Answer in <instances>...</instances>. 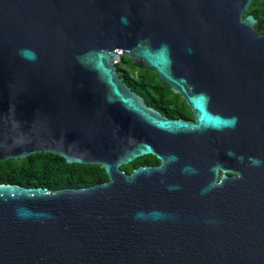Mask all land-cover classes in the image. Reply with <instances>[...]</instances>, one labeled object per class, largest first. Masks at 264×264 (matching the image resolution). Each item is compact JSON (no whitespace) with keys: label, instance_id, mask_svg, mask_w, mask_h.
I'll return each instance as SVG.
<instances>
[{"label":"water","instance_id":"1","mask_svg":"<svg viewBox=\"0 0 264 264\" xmlns=\"http://www.w3.org/2000/svg\"><path fill=\"white\" fill-rule=\"evenodd\" d=\"M252 1L0 0V162L45 152L108 177L0 183V264H264ZM122 56L155 71L194 121L147 106L120 77ZM149 154L161 164L122 169Z\"/></svg>","mask_w":264,"mask_h":264},{"label":"trees","instance_id":"2","mask_svg":"<svg viewBox=\"0 0 264 264\" xmlns=\"http://www.w3.org/2000/svg\"><path fill=\"white\" fill-rule=\"evenodd\" d=\"M252 14L256 19L255 27L264 33V0H253L245 15ZM124 64V66H123ZM122 80L146 103L154 108L165 107L171 110L170 103L164 105L171 93L168 85L143 63L135 64L128 57L122 56L116 63ZM179 117L180 113H169ZM142 162H132L122 166L130 173ZM145 163H148L147 161ZM108 177L100 165L69 164L59 155L39 152L23 159H8L0 162V183L20 184L25 187H42L52 190L62 188L88 187L107 181Z\"/></svg>","mask_w":264,"mask_h":264},{"label":"flooded vegetation","instance_id":"3","mask_svg":"<svg viewBox=\"0 0 264 264\" xmlns=\"http://www.w3.org/2000/svg\"><path fill=\"white\" fill-rule=\"evenodd\" d=\"M247 88H249V87H247ZM169 89H170V87H169ZM167 96H168L167 97L168 99L163 100V104L166 105V104L170 103L171 110L170 109L167 110L165 107H162L160 109H157V108H154V107L153 108L156 109L157 111H159L163 116H165L167 118H170V119H183V120H186V121H194V115H193L192 110L186 104V101L182 98V96L180 94H177V93L171 91V93L170 92L167 93ZM245 96H246L247 104H250V103L254 104L255 102H260L258 100L257 93H255L253 91H248L247 93H245ZM144 102L146 103L145 100H144ZM262 104H264V103H262ZM146 105L149 106V107H152V106L148 105L147 103H146ZM254 109L256 111H263L264 112V110H259L260 108H254ZM166 112H169V113L173 112L174 114L175 113H180L181 116H179V117H171ZM257 142H259V141H257ZM259 143H262L261 144L262 146L260 144H258L255 147L256 151L253 154L252 159L256 158V159H258V160H260L261 162L264 163V157L262 155V152L259 153V150L262 149V147L264 148V141H260ZM243 160L245 162H249V161H247L246 158H243ZM137 161L142 162L137 167H139V166H150V167H152V166H159L161 164V161L153 154H149V155H145L143 157H140V158L136 159L134 162H137ZM146 161L148 163H145ZM227 167H229V166H227ZM221 174H222V171H221V169H219V176ZM226 175L227 176H232L233 175L232 170L231 171H226Z\"/></svg>","mask_w":264,"mask_h":264},{"label":"clouds","instance_id":"4","mask_svg":"<svg viewBox=\"0 0 264 264\" xmlns=\"http://www.w3.org/2000/svg\"><path fill=\"white\" fill-rule=\"evenodd\" d=\"M23 55H25V56H29V58H34V54H29V53L23 52ZM234 120H235V118H232V119L229 121V123H234ZM138 216H139V218H147V217L144 216L143 213L138 214Z\"/></svg>","mask_w":264,"mask_h":264},{"label":"rangeland","instance_id":"5","mask_svg":"<svg viewBox=\"0 0 264 264\" xmlns=\"http://www.w3.org/2000/svg\"><path fill=\"white\" fill-rule=\"evenodd\" d=\"M121 59V58H120ZM120 59L118 60V62H120ZM123 66H124V64H123Z\"/></svg>","mask_w":264,"mask_h":264}]
</instances>
